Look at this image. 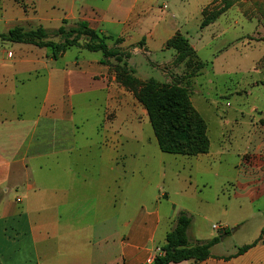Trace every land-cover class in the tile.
<instances>
[{"label": "crops", "instance_id": "0c3cea01", "mask_svg": "<svg viewBox=\"0 0 264 264\" xmlns=\"http://www.w3.org/2000/svg\"><path fill=\"white\" fill-rule=\"evenodd\" d=\"M26 1L32 10H23L18 0H0V36L16 27L33 30L36 25L53 32L64 21L69 28L86 21L113 40L123 39L118 47L130 50L131 57L144 52L149 57L168 55L166 44L179 33L178 21L159 41L145 31L152 16L146 9L157 0H112L108 11L122 14L123 22L83 6L68 14L56 12L53 0ZM213 1L194 3L186 9L188 18L202 22L203 10ZM138 7L143 11L135 15ZM214 25L201 29V38ZM192 47L198 54L197 45ZM72 49L82 57L68 58ZM85 51L71 48L53 59L45 48L0 39L1 263L153 264L185 212L193 217L190 244L222 237L212 257L200 264H264V236L237 255L264 229V209L254 203L264 194V113L255 126L253 152L232 165L224 136L230 115L200 93L192 103L208 125V153H163L146 109L118 82L114 60L105 65L101 52L84 56ZM175 58L153 62L164 83H171L165 79L167 67L179 66L183 72ZM10 93L11 107L5 103ZM243 165L245 172L236 170ZM233 182L236 191L226 195V185ZM207 216L219 224L207 227ZM164 222L169 228L160 234Z\"/></svg>", "mask_w": 264, "mask_h": 264}, {"label": "rangeland", "instance_id": "374dc122", "mask_svg": "<svg viewBox=\"0 0 264 264\" xmlns=\"http://www.w3.org/2000/svg\"><path fill=\"white\" fill-rule=\"evenodd\" d=\"M199 1L204 2L206 0H157L152 9H146V11L152 10V16L146 22L145 31H152L155 34L154 38L159 41L165 35V32L171 29V23L178 21V34L187 38L191 45H197V49H199V53L196 52L198 59L207 65L202 71L201 86L197 82L198 77L191 79L186 77L185 64L182 65L183 72L178 71L181 69L179 66L167 67L165 79L171 80V83H164L165 80L161 72L153 62L164 61V56L168 60L171 56H176V52L172 49H168V55L156 52L148 57L144 52L143 55L131 57L127 64L129 68L136 70L138 78L155 79L163 84L179 82L188 87L191 102L201 93L209 100L212 98L215 104L217 102L215 106H218L219 111H227L231 123L226 127L224 136H226L225 141L231 154V164L237 165L244 153L253 152L256 145L255 126L264 113V0H214L205 9L208 15L224 10L228 3L231 6L212 23H216L217 25H214V27L217 26V28L211 27L204 33L203 38H201L203 16L201 22V19L196 20L192 16L188 18L186 12V9L189 11L193 4ZM53 2L55 11L58 13L67 12L70 14L76 10V6H83L84 9H87V12L94 11L99 16H101V13L107 12L105 15L110 18L109 20L117 17L122 22L124 21V17H121L122 14L116 16L114 12L108 11L112 0H53ZM18 3H20L23 10H32V4L26 0H18ZM142 11L138 7L135 15L142 13ZM172 15H174V18L176 17L175 20L171 18ZM182 17H185V19H182ZM183 20H186L187 23ZM36 28V25L32 26V29ZM226 29L228 31L223 35V30ZM46 41L61 43L63 40L50 33ZM210 44L212 45L210 46ZM108 45L114 47V43L111 41L108 42ZM74 55L81 56L77 49H72L68 58H72ZM84 56L93 55L89 51H85ZM212 62L214 63L213 66ZM226 73H230V77H225ZM8 95L9 100L7 98L5 103L11 107L10 104L14 102L13 95L12 93ZM17 104L19 105L18 99ZM252 108H256L258 111L254 112ZM13 113H16V110L15 112L11 111V114ZM241 169H244L245 172L246 165L239 166L236 170ZM236 170L232 172L233 176L237 173ZM240 182L247 183L245 178H241ZM225 189L226 195L233 190L236 191L235 183L227 184ZM263 198L264 194L261 193L259 198L254 201L255 205L261 209H264ZM207 217L208 220L205 222L207 227L211 228L213 224H219L215 220L216 218ZM194 219L196 222L199 221V217L194 216ZM261 221L264 223V219ZM168 228L169 224L164 222L160 234ZM230 235L231 231L226 236ZM227 238L229 237H225V240ZM228 244L229 241H225L223 246L226 251L228 250Z\"/></svg>", "mask_w": 264, "mask_h": 264}, {"label": "trees", "instance_id": "16d2710c", "mask_svg": "<svg viewBox=\"0 0 264 264\" xmlns=\"http://www.w3.org/2000/svg\"><path fill=\"white\" fill-rule=\"evenodd\" d=\"M231 6L226 5L224 10L214 14L202 12L203 22L201 29H205L215 22L221 14ZM67 22L53 32L39 27L25 30L21 27L11 29L7 34L1 35L4 41L19 44H30L39 48L48 49L53 59L60 58L71 48L85 49L89 52H101L104 57L103 64L109 65L114 60L113 67L118 82L132 92L136 99L146 109L160 150L170 155L196 157L208 153L210 140L208 125L191 102V94L187 86L179 82L163 84L155 79L145 82L135 76V72L128 67L127 61L131 58L130 50H122L118 46L123 39L113 40L91 28L86 21L78 22L73 27H67ZM50 33L60 37L63 41L55 43L46 41ZM114 41V47H109L108 41ZM142 44V43H141ZM167 49L176 52L175 65L186 67V77L191 79L199 77L207 66L198 59L195 49L188 39L175 35L166 44ZM192 224V217L181 212L176 220L175 228L167 235L166 244L161 248V254L155 257L153 264H180L193 262L200 264L209 260L211 249L220 243L222 237H216L207 242L190 244L188 230ZM226 232L224 235H228ZM261 237L251 245L239 248L238 256L245 254L263 240ZM0 264L1 261H0Z\"/></svg>", "mask_w": 264, "mask_h": 264}, {"label": "built area", "instance_id": "2783aa9c", "mask_svg": "<svg viewBox=\"0 0 264 264\" xmlns=\"http://www.w3.org/2000/svg\"><path fill=\"white\" fill-rule=\"evenodd\" d=\"M213 229L216 230L217 232L221 231V228L219 226H214Z\"/></svg>", "mask_w": 264, "mask_h": 264}]
</instances>
